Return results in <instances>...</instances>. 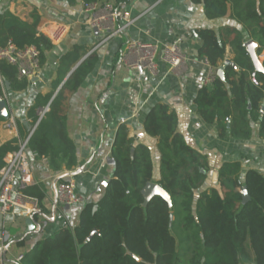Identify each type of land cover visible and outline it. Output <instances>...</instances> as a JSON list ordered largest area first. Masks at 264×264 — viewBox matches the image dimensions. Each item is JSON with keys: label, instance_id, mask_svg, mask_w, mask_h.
I'll return each mask as SVG.
<instances>
[{"label": "trees", "instance_id": "1", "mask_svg": "<svg viewBox=\"0 0 264 264\" xmlns=\"http://www.w3.org/2000/svg\"><path fill=\"white\" fill-rule=\"evenodd\" d=\"M92 1L97 0H84ZM114 1L123 7L134 0ZM193 1L204 4L209 19L228 17L242 24L258 43L257 53L264 51V0ZM40 23L37 12L32 14V22L10 11L0 13V46L9 41L18 47L35 45L43 63L53 41L39 32ZM198 33L203 41L200 55L215 71L226 60L228 45L234 63L226 65L225 79L216 75L211 85L199 91L195 98L198 113L207 123L218 124L223 134L237 139H250L251 121L260 120V136L264 137V69L256 68L244 33L229 25ZM96 63L97 57L90 56L75 70L66 88L77 90ZM0 70L8 89L27 87L28 80L18 78L14 65L0 60ZM2 95L0 86V98ZM62 99L60 92L29 141V149L49 158L54 170L63 164L68 169L78 165ZM144 125L158 140V183L170 199L155 195L145 203L142 189L154 176L151 151L143 144L136 145L127 125L122 124L111 153L114 176L100 201L97 205L86 203L76 228H64L39 241L25 256L24 264H264V178L243 179L241 163L226 162L219 171L220 189L207 190L195 203V191L207 178V157L186 142L178 128V115L169 105H155ZM18 146V139L0 143V170L6 156ZM243 185L251 197L247 203H243ZM25 194L37 198L42 206L45 192L40 185L28 186Z\"/></svg>", "mask_w": 264, "mask_h": 264}, {"label": "crops", "instance_id": "2", "mask_svg": "<svg viewBox=\"0 0 264 264\" xmlns=\"http://www.w3.org/2000/svg\"><path fill=\"white\" fill-rule=\"evenodd\" d=\"M83 5L84 0H76L74 4L68 0H0V13L10 11L24 21L32 22V14L37 12L41 17L38 30L50 39L57 26L67 28L60 40L51 39L53 47L46 52L39 74L32 79L25 78L28 84L24 90H10L6 86L0 101L5 97L8 116H15L18 131L14 133L3 128L2 122L8 116H0V143L26 138L40 110L50 109L54 99L63 92L66 127L78 158V165L72 169L63 164L60 170H54L49 158L46 157L47 162H44L43 156L28 147L32 185H40L45 192L43 211L34 216L41 225L30 228L25 210L20 205L12 206L5 214L0 212V238H7L10 245L5 264H24V259L22 262L16 260L18 255L26 256L39 241L64 228H76L86 203L97 205L114 176L115 161L111 153L122 124L127 125L136 145L143 144L150 149L154 163L151 182L158 183V140L146 131L144 122L150 110L159 103L176 111L178 128L186 142L208 159L207 178L195 191V203L202 193L220 187L219 171L226 162L239 161L243 179L245 176L264 178L261 121H251L250 139H237L229 133L223 134L218 124L204 121L195 102L199 91L211 85L205 81L210 65L199 52L203 44L198 33L201 29L218 31L226 25L236 27L244 33L246 43H255L260 69H264V51L257 53L258 43L248 36L242 24L228 17L209 19L204 4L193 0H136L120 8L130 17L143 15L129 25L122 36L99 45L102 35L88 23V13ZM130 41L158 44L157 74L132 68L122 61V54ZM176 42L187 61L172 69L163 60L162 52ZM90 56L97 57L95 69L77 90L66 88V82ZM226 56V60L232 61L230 45L226 48ZM226 121L230 123L229 119ZM62 180H73L76 193L86 202L71 206L60 204L56 187ZM98 188L102 190L98 191Z\"/></svg>", "mask_w": 264, "mask_h": 264}, {"label": "built area", "instance_id": "3", "mask_svg": "<svg viewBox=\"0 0 264 264\" xmlns=\"http://www.w3.org/2000/svg\"><path fill=\"white\" fill-rule=\"evenodd\" d=\"M83 7L84 11L88 13V23L102 35V40L99 45L114 37L122 36L127 27L136 22L143 15L140 14L135 17H130L129 13L118 7L113 0L84 2ZM66 31V26H57L56 30L51 35V39L54 41L60 40ZM158 54L159 46L156 43L130 41L122 54V61L132 68L146 69L157 74ZM162 58L172 69L184 65L187 61V57L182 52L178 42L171 46H166L162 52ZM0 60H5L14 65L17 69V76L19 79L35 78L41 69V52L35 45L18 47L14 42L9 41L6 46H0ZM216 75L217 72L210 66L209 74L205 80L206 84H212ZM253 82L259 84L256 78H253ZM0 86L3 92H5L6 81L1 70ZM2 100L5 101V97L2 98ZM48 110L49 107L40 110L38 120L31 127L29 135L26 138L19 137V146L17 150L9 153L5 158L6 164L0 170L1 213L5 214L9 212L14 205L22 206L27 217L32 214L42 213L43 211L39 200L25 194V189L34 184L28 153L29 141ZM2 127L17 133L18 123L15 116L9 115L2 122ZM42 160L47 162L46 157H42ZM101 190V188H98V191ZM56 195L58 202L67 206L84 204L86 202L83 196L76 193L73 180H62L58 182ZM9 251L10 245L7 242V238H0V264H5L6 254ZM24 258L25 254H20L17 256L16 260L22 262Z\"/></svg>", "mask_w": 264, "mask_h": 264}, {"label": "water", "instance_id": "4", "mask_svg": "<svg viewBox=\"0 0 264 264\" xmlns=\"http://www.w3.org/2000/svg\"><path fill=\"white\" fill-rule=\"evenodd\" d=\"M246 47L248 48V51H249L251 57L253 58V60L255 62L256 68L260 69L258 57H257L256 52H255V43L253 41H249L246 43ZM226 65H234V63L231 60L227 59L225 61V64L220 66L217 69V75L221 79H225L224 71H225ZM262 112H264V103H263V107H262ZM0 116H4V117L8 116L7 106H6L5 101H3V100L0 101ZM241 193L243 196V203H247L248 201H250L251 197H250L247 186L242 187ZM142 194L145 198V203L150 201L155 195H159L166 200L170 199L168 192L159 183H155V182H148L145 185V187L142 189ZM35 215L36 214H32V215L28 216V218H27V224L29 226H31L30 228H35L37 224L41 225V223L39 221L35 220V218H34ZM171 218H173L172 213H171ZM253 264H255V263H253Z\"/></svg>", "mask_w": 264, "mask_h": 264}]
</instances>
